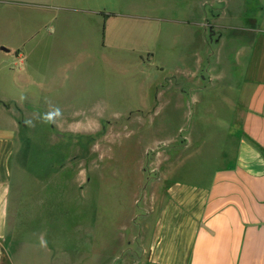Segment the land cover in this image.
<instances>
[{"label":"rangeland","instance_id":"1","mask_svg":"<svg viewBox=\"0 0 264 264\" xmlns=\"http://www.w3.org/2000/svg\"><path fill=\"white\" fill-rule=\"evenodd\" d=\"M203 1V86L222 102L202 119L231 110L238 118V53L262 26L264 0ZM195 2L69 0L67 6L92 10L84 26L74 23L75 10L51 8L35 18L19 6H5V13L0 6V105L26 108L17 112L26 142L18 152L20 178L14 175L23 184L12 192V209L20 205L8 244L12 264H146L164 204L147 190H163L157 180L164 149L187 137L182 130L179 141L154 140L175 137L180 124L201 118L195 96L179 102L175 89L164 90L194 69L198 50L186 49L179 26L163 19L181 18ZM53 14L58 22L45 27ZM40 215L50 224L37 223Z\"/></svg>","mask_w":264,"mask_h":264},{"label":"crops","instance_id":"2","mask_svg":"<svg viewBox=\"0 0 264 264\" xmlns=\"http://www.w3.org/2000/svg\"><path fill=\"white\" fill-rule=\"evenodd\" d=\"M68 1L0 0V6L5 8L4 13L5 6H19L29 11L27 16L35 18L38 11L40 15L43 11L53 12L51 8L75 10L74 23L84 26V16L92 10L67 6ZM217 9L215 7L214 12ZM181 13V18L163 20L170 22L169 26H179L184 33V46L197 49L198 57L194 50V69L179 75V81L175 82L179 89L166 84L164 90L175 89L179 102L186 101L189 93L195 96L192 102L200 104L195 107L199 106L201 118H191L192 122L187 119V123L180 124L175 137L154 140L156 143L179 141L182 130L187 137L179 146L164 149L157 180L163 190L159 192L154 187L147 190L153 194L152 199L159 203L163 199L164 204L160 207L146 264H264V2L262 26L251 45L238 53L240 60L236 66L241 70L237 73L235 64H228L229 71L239 74L240 79L235 88L243 102L238 118L231 110L225 113V118L202 119L215 111L213 103L222 102L219 94L203 86L207 79L201 72L204 56L200 52L204 41L202 27L206 25L204 1L198 0L189 8L184 6ZM47 17L45 27L58 22L59 15ZM140 21L153 22L147 18ZM11 51L13 48L4 52ZM186 52L189 54L188 50ZM16 53L25 57L20 48ZM188 86L191 88L187 89ZM24 108L21 104L0 105V264H12L8 244L12 223H18L20 217L16 216L20 205L12 209V192L13 185L19 191L23 184L22 179H15L14 175L18 173L20 178L22 157L18 152L25 147L23 140L26 142V137L20 135L18 120V113L24 112ZM45 110L34 107L33 111ZM40 127L45 126L41 123ZM192 159L199 162L192 166L189 163ZM37 220V223L40 220L45 224L51 222L41 215Z\"/></svg>","mask_w":264,"mask_h":264},{"label":"water","instance_id":"3","mask_svg":"<svg viewBox=\"0 0 264 264\" xmlns=\"http://www.w3.org/2000/svg\"><path fill=\"white\" fill-rule=\"evenodd\" d=\"M2 50H4V51H10V48H7V47H2Z\"/></svg>","mask_w":264,"mask_h":264}]
</instances>
